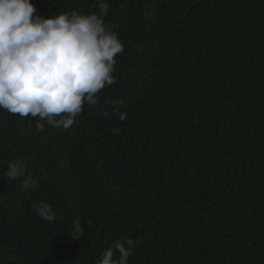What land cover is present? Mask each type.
Wrapping results in <instances>:
<instances>
[{"label":"trees","instance_id":"obj_1","mask_svg":"<svg viewBox=\"0 0 264 264\" xmlns=\"http://www.w3.org/2000/svg\"><path fill=\"white\" fill-rule=\"evenodd\" d=\"M106 2L125 50L99 102L43 132L0 109V264H100L120 237L128 264H264V0ZM14 160L25 175L7 180Z\"/></svg>","mask_w":264,"mask_h":264},{"label":"clouds","instance_id":"obj_2","mask_svg":"<svg viewBox=\"0 0 264 264\" xmlns=\"http://www.w3.org/2000/svg\"><path fill=\"white\" fill-rule=\"evenodd\" d=\"M96 8L91 13L72 10L44 18L35 15L32 0H0V109L38 118L37 130L43 132L46 125L68 129L85 104L99 102L97 94L117 82L115 66L125 45L105 23L106 0H96ZM118 118L124 121L126 113H119ZM111 131L119 133L118 128ZM25 167L21 160L9 161L4 177L17 180L25 175ZM37 183L28 175L21 190ZM36 212L47 222L56 215L45 202ZM80 231V222L71 225L73 239L79 238ZM135 247L131 238L120 237L100 264H128Z\"/></svg>","mask_w":264,"mask_h":264}]
</instances>
